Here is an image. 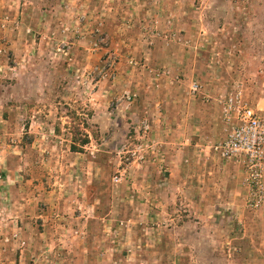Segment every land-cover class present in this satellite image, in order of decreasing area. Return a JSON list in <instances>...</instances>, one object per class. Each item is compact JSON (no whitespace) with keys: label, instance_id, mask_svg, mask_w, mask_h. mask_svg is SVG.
I'll use <instances>...</instances> for the list:
<instances>
[{"label":"rangeland","instance_id":"rangeland-1","mask_svg":"<svg viewBox=\"0 0 264 264\" xmlns=\"http://www.w3.org/2000/svg\"><path fill=\"white\" fill-rule=\"evenodd\" d=\"M235 92L264 115V0H0V264H264L242 171L169 183L157 135Z\"/></svg>","mask_w":264,"mask_h":264},{"label":"crops","instance_id":"crops-1","mask_svg":"<svg viewBox=\"0 0 264 264\" xmlns=\"http://www.w3.org/2000/svg\"><path fill=\"white\" fill-rule=\"evenodd\" d=\"M172 101H174V104L168 112L159 114L160 128L157 131L158 137L160 139L162 137L161 142L162 145H165L163 146L164 149L171 148L170 154H173L164 158L173 165V167L169 166L172 167L171 175L173 178L171 180L168 178L167 182L179 184L181 181L185 182L184 166L187 171H190L188 175V177H191L189 179L190 183L193 182V179L194 182L209 183L210 179L213 182L214 178L220 174L232 177V174L236 175L238 170H241L244 176L240 162L215 161L212 157L214 153L209 149V146L222 136L221 129L225 126L221 117V100H217L213 96L209 98L201 97L200 100L194 96H174ZM144 125L145 128L142 129V132L146 133L147 130H150V126L148 122H144ZM188 160L189 164L181 163ZM176 164L177 170L174 168ZM202 165L205 167L203 170L205 174L199 179V176L203 175V171L199 175L197 170ZM209 174L211 177L208 176ZM182 191L186 194L185 190ZM256 208L264 211V201ZM155 212L154 210L146 211V214L150 215Z\"/></svg>","mask_w":264,"mask_h":264},{"label":"built area","instance_id":"built-area-1","mask_svg":"<svg viewBox=\"0 0 264 264\" xmlns=\"http://www.w3.org/2000/svg\"><path fill=\"white\" fill-rule=\"evenodd\" d=\"M191 88L195 91L197 85L193 83ZM220 105L225 126L211 150L221 159L242 164L248 205L257 207L264 201V115L247 105L239 92L223 98Z\"/></svg>","mask_w":264,"mask_h":264},{"label":"trees","instance_id":"trees-1","mask_svg":"<svg viewBox=\"0 0 264 264\" xmlns=\"http://www.w3.org/2000/svg\"><path fill=\"white\" fill-rule=\"evenodd\" d=\"M83 135L84 136L77 142L76 145L75 144L70 145L71 150L77 151L78 149H81L79 148L80 147L79 145L83 146L88 142L86 134H83Z\"/></svg>","mask_w":264,"mask_h":264}]
</instances>
